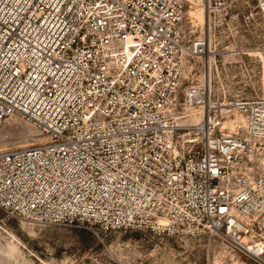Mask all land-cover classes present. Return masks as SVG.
Segmentation results:
<instances>
[{"label": "built area", "instance_id": "2783aa9c", "mask_svg": "<svg viewBox=\"0 0 264 264\" xmlns=\"http://www.w3.org/2000/svg\"><path fill=\"white\" fill-rule=\"evenodd\" d=\"M0 0V209L219 239L264 264V0ZM247 44V45H245Z\"/></svg>", "mask_w": 264, "mask_h": 264}, {"label": "rangeland", "instance_id": "374dc122", "mask_svg": "<svg viewBox=\"0 0 264 264\" xmlns=\"http://www.w3.org/2000/svg\"><path fill=\"white\" fill-rule=\"evenodd\" d=\"M250 8L253 0H245ZM247 45V44H245ZM260 92L263 85L257 84ZM32 126L14 119L0 129V152L40 142ZM34 130V129H33ZM14 248V250H13ZM0 264H256L223 241H189L145 231L87 226H42L0 209Z\"/></svg>", "mask_w": 264, "mask_h": 264}, {"label": "bare ground", "instance_id": "6f19581e", "mask_svg": "<svg viewBox=\"0 0 264 264\" xmlns=\"http://www.w3.org/2000/svg\"><path fill=\"white\" fill-rule=\"evenodd\" d=\"M197 1H198V4H197L195 10L194 11H190V14L191 15H196L197 18L200 21H203L204 16H203V7H202V4H201V0H197ZM10 119H14V120H17V121L19 120L18 118H15V117L9 118L8 120H10ZM34 133H35V131L33 129H30L29 135H33ZM39 140L42 141L41 138ZM13 250H14V248H13Z\"/></svg>", "mask_w": 264, "mask_h": 264}]
</instances>
